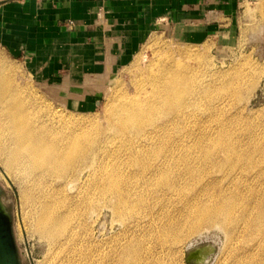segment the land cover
<instances>
[{"label": "rangeland", "instance_id": "374dc122", "mask_svg": "<svg viewBox=\"0 0 264 264\" xmlns=\"http://www.w3.org/2000/svg\"><path fill=\"white\" fill-rule=\"evenodd\" d=\"M261 2L264 0H237L233 7L214 18L215 29L211 28L210 35L201 41L189 40L181 36L179 32L173 31L171 27L161 25L159 30L148 36L128 63L119 67L109 78L107 76H103L104 80L96 78L94 81L96 88L79 89L75 87L69 88V91L61 89L58 87L60 81L57 83L56 79L48 80L38 76L23 59L10 55L0 48V69L2 70L0 73L3 77L9 78L10 82L12 79L17 81L22 97H26L30 88L33 89L37 96L41 95L47 98L55 108H58L64 118L75 119L77 122L72 125L73 128L85 130L79 131L86 132L84 135H82L83 133L80 135V140L85 146L87 144L86 156L84 155L81 160L82 162L86 161L87 166L92 168V171L86 170L85 164L83 163V165L80 160L76 163L77 171L83 167L84 170L75 181L64 182V179L70 175L69 171L62 179L57 177V179L55 177L34 179L22 176L14 167L8 169L0 157L1 199L12 217L13 234L20 264H83L85 261L81 256H78L79 249L83 251L87 263L98 259V255L99 258L101 256L99 261L114 264L120 253H124V246H128V243H130L129 247L135 250H132L130 254L129 264H136L139 262V258L147 259L149 256L151 258L148 259L151 260L154 251H156L154 255L161 256L160 243L156 242L154 238L150 240L151 242L145 239L146 232L142 227V216L147 215V209L155 201L154 198L153 201H149L148 198L157 196L156 192L153 193L155 188L160 192L166 189L167 192V186L172 187L176 184L177 186L173 187L182 196L193 195L202 188L211 192L230 193L229 197L232 195V191L242 190L246 196H243L241 200L245 201L249 198L246 191L248 184L244 181L245 184L242 183L237 178H232L233 174L231 173H233L234 163L240 167L248 163H252L256 167L264 164V11L260 6ZM212 14L209 13L210 16ZM152 38H155L156 41L152 42ZM151 43H157V46H151ZM165 45H167L166 47L174 45L176 48L190 50L189 52L195 56L194 59L188 60L192 66H196L198 61L205 62L202 63L205 66L199 64V72L196 73L199 77L192 78L188 89L184 92L185 95L189 94L188 97L192 94L194 96L186 109L188 116L178 120V125L164 131L160 144L155 146L157 149L153 152L154 154L151 148L141 150L135 143L129 142L128 145L119 146L112 140L105 139L106 135L113 137L110 131H108L109 133L93 131L94 127H100L104 119L108 117L107 114L120 92H130L129 83L134 81L139 68L145 67L149 61L155 59L158 55L157 48ZM137 56L138 58H136ZM200 72H203L204 75L207 74V78H201ZM89 81L86 79V82ZM22 86H25V89ZM79 90L89 92L92 97L87 104L83 103L82 106L70 97L73 95L72 92H76L75 97L81 98L80 95L83 94ZM163 121L164 119H161L158 123ZM63 127L66 128V125L63 124ZM122 138L129 139L130 137L127 133ZM220 139L223 140V144L219 141ZM90 154L94 156L92 157ZM90 156L92 158H89ZM162 156L167 159L169 164L163 166L164 172L154 179L159 180L158 182L152 180V183L157 184L153 183L156 186L150 184L151 193L147 192L143 189L145 184L141 175L134 176L136 173L134 170L138 171L139 168L130 163L135 159L152 163ZM89 159H93L94 162L92 163L91 160L90 164ZM169 167L173 171H166ZM174 169L176 172L181 170L177 172L179 176ZM107 176L117 179V189H121L120 191L123 193L126 189H131L129 192L138 190V194L135 193V196H132L133 193L129 195L132 198H127L125 208L121 207L122 209L117 211L118 214L112 208V203L116 200L113 195L116 198L117 192L108 185ZM173 178L174 180H172ZM206 178L207 180H205ZM176 180L179 183H175ZM211 180L212 182H210ZM58 184L61 186L56 188L55 186ZM124 185L125 187L128 185L126 189ZM162 185H166V188ZM101 191H105V195ZM144 197L146 198L144 199ZM108 200L110 203H106V201L109 202ZM142 200H145V203ZM46 203L51 204L52 210L57 208L58 211L67 215L70 220L69 225H74L73 230L76 233L74 243L62 245L64 232L52 240L47 233L39 230V223L45 214L44 208L48 206ZM136 203L138 205L133 206V209L132 205ZM89 204L92 206L89 207ZM171 205L176 204L172 202ZM157 207L155 209L158 210ZM123 208H129L127 210L130 214ZM141 208L143 209L141 210ZM164 208V211L173 209L171 206ZM121 210L122 212H120ZM133 213L134 215H132ZM204 229L205 227H202L200 231ZM186 230H184L185 239L171 244L167 252L164 251L166 252L165 264H230L232 261L233 264H237L235 262L241 256L243 262L251 261L249 260L251 256L248 253L253 252L250 248L254 244L252 238L255 233L250 234L248 230L245 232L241 228L235 227L232 232L224 233L210 227L202 237H197L192 243H188L189 239L196 237L197 233H190L188 229ZM230 233L234 236H230ZM241 237H245L246 240ZM242 240L245 242L242 243ZM137 241L141 244L139 245ZM131 243L136 244V247ZM229 245L230 247L227 248ZM70 247L78 249L73 250ZM144 248L148 251H144ZM200 249L205 251L203 261L199 259L198 250ZM70 250L75 254L69 252ZM91 250L94 252L93 254ZM87 251L91 253L89 254ZM233 251H237L239 255L237 253L234 255ZM141 252L143 253L141 254ZM262 257L260 254L259 258L263 261L264 257Z\"/></svg>", "mask_w": 264, "mask_h": 264}, {"label": "bare ground", "instance_id": "6f19581e", "mask_svg": "<svg viewBox=\"0 0 264 264\" xmlns=\"http://www.w3.org/2000/svg\"><path fill=\"white\" fill-rule=\"evenodd\" d=\"M260 6L264 11V2H261ZM151 40L152 42L156 41L155 38H152ZM156 44L157 43L154 44L151 43L150 45L154 46ZM166 46L167 45L161 48L158 47L159 49L157 48L156 51L158 53L157 57L156 58L154 57L155 59L149 61V63H147L145 67L139 68L137 75H135L133 79L134 81L132 80L133 81L131 82L132 84L129 83L130 84L129 90L131 89L130 92H125V93H123V91L120 92V94L113 102V105L107 114L108 117L104 119L100 127H94L95 129H93V131L94 130L101 132L110 131L113 137H111V135H106L105 139H110L114 143H117L119 146L135 143L138 149L143 150L145 148L146 149L151 148L153 153L157 149V147L155 146L157 144H160L161 136L162 134H164V131L169 130L170 128L178 125V120L185 119L188 116L186 109L187 107H189V102L193 100L192 99L193 94L188 97L189 94L185 95L184 92L186 89H188L190 85L189 83L190 80L192 78L199 77L196 73L199 72L198 66L201 63V61L199 62L198 58H197L198 60L195 59L198 61L197 62L198 64H196V66H192L188 63V60H191L192 58L194 59L195 56L193 55V53L189 52L190 50H186L183 48H176L174 47V45L172 47L169 46L166 47ZM136 58H138V56ZM202 66L205 65L202 64ZM0 72H2L1 69ZM200 73H201L200 74L201 78H205V79L207 78L206 73H205L206 75H204L203 72ZM22 88L25 89V86H22ZM25 96L26 97H22V92L15 79H12V82H10L9 78L3 77L0 73V157H2L1 159H3L4 165L8 169L14 167L15 169H17L18 173L20 172L22 174V176L25 177L29 176L30 178H34V179H44L45 177L48 178L57 177L58 179H62L65 173L69 171L70 175L69 176L67 175L68 178L64 179V182L75 181L79 177V174L83 172L82 170H84V167L80 164L81 167L83 168L82 169L79 168L80 171H77L78 168L76 167V163L81 159L83 160V157L87 152L86 151L87 144L85 146L83 142L80 140V135L83 132H79L85 130L84 129L79 130L77 128H73L72 125H75L77 122L75 119L64 118V116L60 113V110L58 108H55L53 104L47 100V98L41 95L37 96L36 92L33 89L30 88L29 93ZM161 119H164V121L162 123H158V121ZM63 124L66 125V128L63 127ZM86 128L88 127L86 126ZM85 133H83L82 135H84ZM127 133L129 134L130 138L123 139L122 137ZM219 141H221L223 144L222 139H220ZM90 155L92 156V154ZM91 156L89 158H92L94 155L92 157ZM89 160L90 162L89 161L88 162L90 164H91V160L92 163L94 162L93 159H89ZM85 162H82V164L83 163L85 164V169L88 171H92L91 170L92 168L89 165L87 166ZM130 164L137 166L139 168L138 171L134 170V172H136L134 173V176L138 177L141 175L143 179V183L145 184L143 186V189L151 193L150 190L152 189L149 186L152 183V180L158 182L159 180L157 179L154 180V179L157 178L156 177L157 175L159 176L160 173L164 172L163 166H165L166 164L168 165L169 163L167 159L162 156L159 159L153 161L152 163L135 159ZM233 165H234L233 166L234 168L232 169L233 173L230 172L231 174H233L232 178H237L240 181H242V183L246 182V184H248L246 187L247 189L246 191L248 193L247 195L249 198L245 201L241 200L243 199V196L244 197L246 196L244 195V193H242L244 192L242 190H236L235 192L232 191L231 194L233 196L231 195L230 197L228 196L230 193L228 194L222 192L217 193V191L211 192L206 188L200 189V191H198L197 193L194 192L195 194L193 195L189 194L190 196H184V195L182 196V194L181 195L178 194V190L176 192V189L173 187V186L176 187L177 186L176 184H174L172 187L167 186L168 187L167 192L165 191L166 189L164 190L165 192L164 191L160 192L159 189L156 188L155 189L158 190L159 192L156 191L155 189L153 190V193L156 192L157 196H155L152 193L154 197L148 198L149 201H151L153 198H154L153 200L155 201L154 203L151 202L153 203V205L148 208L149 210L147 209V215L144 214L142 216V227H144V231L146 232L145 239H148L150 241L151 239L154 238L156 242L160 243L161 251L159 252H161L160 254L161 256L154 255L156 251L154 252L149 251L154 253L152 255V259L151 260L148 259L149 257L151 258V256H149L147 259L146 258L138 259L136 256V258L139 260V262H136V264H165L164 256L166 255L165 253L167 252L168 247L171 244L181 242L183 239H185L186 233L184 232V230L188 229L190 233H194V232L197 233L196 237H192L189 239L188 243H192L193 240H195V238L202 237L204 232L205 231L207 232V230L210 227L216 228L220 231H223L224 233L232 232V229H234V227L241 228L245 232L248 230L250 234L255 233L254 238L256 239L252 238V242L254 244L252 245L251 248L249 247L251 251L253 250V252L252 253L246 252L251 256L249 258L247 255V258L251 260L249 262L251 264H264V260L262 261V259L259 258L260 254L264 257V164H262L263 166L259 165L257 167L252 163H248L243 167H240L236 163H234ZM237 167H239V169H237ZM185 169L187 168L185 167ZM170 170L173 171V169H170V167L168 170L166 169V171L168 172ZM174 170L176 172V169ZM178 171L181 170H177V172ZM178 174L179 173H177V175ZM87 176L89 177L90 175ZM178 176L177 178L179 179ZM172 180H174V178ZM177 180L175 181V183L176 182L179 183L178 182L179 180L178 181ZM205 180H207V178ZM212 180L210 182H212ZM106 181L108 185L111 186L110 188L114 189L117 192L115 194L117 195L116 198L113 195L114 199L116 200H114V202L112 203V208L116 211L115 213H117V211L122 209L121 207L124 206L125 208L127 204V198L129 197V195L133 193L132 196H135L134 194L137 193L138 190L129 192V190L131 189L127 190L126 187L128 185L125 187L126 185L125 184L124 187L127 192L125 191L123 193L120 191L121 189L119 188L117 189L118 182L115 177L109 176ZM60 186L61 184H58L55 187L58 188ZM162 186L163 187L165 186L166 188V185H162ZM104 192L102 193L105 195ZM179 192L181 193L180 190ZM223 192H225V190ZM113 197H110V199L111 198L113 199ZM146 197H144V199ZM130 198L132 197H129V199ZM89 202L91 201L89 200ZM172 202H175L176 205H171ZM106 203H110V201L109 202L106 201ZM46 205L48 206L47 208L46 207L44 208L45 214L42 216L41 218L42 220L39 223L38 226L39 230L41 229V231H43L45 234L47 233V235L52 240L62 235V232H64L62 237L63 238L62 245L64 244L69 245V243L71 244L74 243L76 233L73 230L74 225L73 224L69 225L68 222L70 220L67 218V215L58 211L57 208L55 209L53 207L55 210L54 209L52 210V206L50 203H46ZM135 205L138 204L136 203L132 205L133 209H134L133 206ZM91 206L92 205H90L89 207ZM165 206H171L173 209L164 211ZM156 207L158 208V210L155 209ZM142 209L143 208H141V210ZM128 211L129 210H127V212ZM120 212H122V210ZM128 213L130 214V212ZM132 215H134V213ZM65 224L68 225L69 229L67 228V225L65 226ZM202 227H205V229L203 231L202 230L200 231ZM237 232L239 233V231ZM232 235L233 234L230 233V236ZM188 236L189 234L187 235V237ZM228 236L226 237L227 242L229 241ZM245 237L243 238L241 237V239H245ZM249 238L251 239V237ZM245 240H242L243 241L242 243H244ZM150 242L147 243L150 244ZM137 243H139V241H137ZM129 244L130 243L127 244L128 246H124V253L126 254L124 255V253L123 254L120 253V256H118L114 264H129V261H131V259L129 260L130 254L132 250H134L131 249V247H129ZM140 244L141 243H139V245ZM229 244L231 245V242ZM230 245L227 246V248L230 247ZM134 246L136 247V244ZM88 248L91 249L90 247ZM70 249L77 250L78 248L70 247ZM145 250L147 249L144 248V251ZM250 250H246V251H250ZM89 251L87 252L89 253ZM97 251L99 250L97 249ZM120 251H121V247H120ZM69 252H71V250ZM82 252L83 251L79 249L78 256H81L82 260L85 261L83 264H110L99 261L101 256L99 258L98 255H97L98 259L94 258L95 259L94 261L87 263ZM143 252H141V254ZM71 253L75 254L73 252ZM93 253L94 252H92V254ZM135 253L133 254L135 255ZM198 253H200L199 259L203 261L202 259L204 258L205 251L200 249L198 250ZM236 253L237 251L234 252V255ZM241 253L242 252H240V254ZM84 255L86 256V254ZM241 257L238 258L237 262L235 263L249 264L243 262L241 260ZM244 257L245 256H243V258ZM133 261L134 260H132V262ZM230 264H233V261Z\"/></svg>", "mask_w": 264, "mask_h": 264}, {"label": "crops", "instance_id": "0c3cea01", "mask_svg": "<svg viewBox=\"0 0 264 264\" xmlns=\"http://www.w3.org/2000/svg\"><path fill=\"white\" fill-rule=\"evenodd\" d=\"M236 1L0 0V48L38 76L60 81L61 89L96 88V78H109L128 63L161 25L201 41ZM83 91L81 98L70 96L81 106L92 98Z\"/></svg>", "mask_w": 264, "mask_h": 264}, {"label": "water", "instance_id": "95a60500", "mask_svg": "<svg viewBox=\"0 0 264 264\" xmlns=\"http://www.w3.org/2000/svg\"><path fill=\"white\" fill-rule=\"evenodd\" d=\"M0 264H20L13 234L12 217L1 199L0 190Z\"/></svg>", "mask_w": 264, "mask_h": 264}, {"label": "built area", "instance_id": "2783aa9c", "mask_svg": "<svg viewBox=\"0 0 264 264\" xmlns=\"http://www.w3.org/2000/svg\"><path fill=\"white\" fill-rule=\"evenodd\" d=\"M66 25H67L69 28H72L75 24H74V21H72V20H68V21L66 22Z\"/></svg>", "mask_w": 264, "mask_h": 264}]
</instances>
